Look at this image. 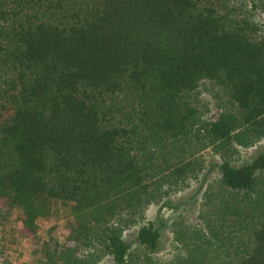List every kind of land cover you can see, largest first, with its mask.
Instances as JSON below:
<instances>
[{
  "label": "trees",
  "instance_id": "trees-1",
  "mask_svg": "<svg viewBox=\"0 0 264 264\" xmlns=\"http://www.w3.org/2000/svg\"><path fill=\"white\" fill-rule=\"evenodd\" d=\"M263 139L264 0H0V221L73 220L39 264H264Z\"/></svg>",
  "mask_w": 264,
  "mask_h": 264
},
{
  "label": "rangeland",
  "instance_id": "rangeland-1",
  "mask_svg": "<svg viewBox=\"0 0 264 264\" xmlns=\"http://www.w3.org/2000/svg\"><path fill=\"white\" fill-rule=\"evenodd\" d=\"M224 95L221 94L216 89H211L209 86L206 90L198 94V103L201 105V111L203 113V118L213 119L217 116L220 111V105L224 102ZM264 145V139L249 148H240V161L247 159L258 147ZM208 160L211 159V154H205ZM206 178H210V174H206ZM206 179V180H207ZM199 181L193 182L191 186L186 188L183 192L179 194V197L184 198L185 205L181 207L184 209H177V212L166 206H162L161 215L168 221L176 217L179 212L189 218H193L195 215V210L193 204L191 205V199H188L195 192L198 193ZM199 194L197 195L198 199ZM178 197V196H177ZM159 205H150L145 212V220H153L158 212ZM193 210V211H192ZM187 214V215H186ZM19 211L16 209H10L6 211L5 221H0V264H2L3 254L8 255L10 259V264H39L42 260L39 253L44 240L47 239L49 230L54 232H59L61 235L69 234L72 226L73 220L67 213L66 209H61L57 215L48 219H40L38 221L39 228L34 234H22L21 233V223L19 220ZM138 226L131 228L126 231L124 236L131 240L135 237ZM58 233V234H59ZM59 234V235H60ZM61 238V236H60ZM172 234L169 228L164 229L161 248L157 253L159 257H167L172 250ZM109 258H105L98 264H106Z\"/></svg>",
  "mask_w": 264,
  "mask_h": 264
}]
</instances>
